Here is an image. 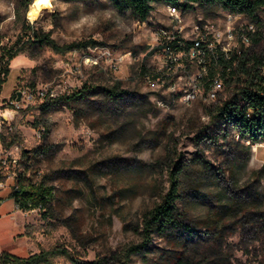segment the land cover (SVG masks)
<instances>
[{
	"label": "rangeland",
	"instance_id": "rangeland-1",
	"mask_svg": "<svg viewBox=\"0 0 264 264\" xmlns=\"http://www.w3.org/2000/svg\"><path fill=\"white\" fill-rule=\"evenodd\" d=\"M51 2L31 21L26 13L32 4L0 0V55L33 30L50 33L60 45H94L61 54L28 43L10 62L1 101L23 86L49 87L56 98L86 88L88 98L82 104L52 98L22 113L18 136L34 153L29 173L35 182L48 176L54 198L45 208L15 214L13 200L0 204V256L28 258L59 248L80 261L117 263L130 245L142 242L143 214L168 190L169 170L179 163L186 171L177 205L186 230L153 234L129 264H264V144H251L235 126L210 116L208 108L227 90L217 102L187 104L154 85L161 55L153 31L169 23L168 6L154 4L141 22L109 0ZM218 9L194 3L182 10L183 23L212 20ZM260 19L263 37L248 47L251 52L264 51V7ZM108 90L119 97L109 101ZM44 143L61 148L50 157L37 155ZM50 261L75 264L62 254Z\"/></svg>",
	"mask_w": 264,
	"mask_h": 264
},
{
	"label": "trees",
	"instance_id": "trees-1",
	"mask_svg": "<svg viewBox=\"0 0 264 264\" xmlns=\"http://www.w3.org/2000/svg\"><path fill=\"white\" fill-rule=\"evenodd\" d=\"M36 0H21L25 6L31 5ZM114 8L119 12L129 11L132 16L145 22L154 9V4L162 3L167 6H174L183 11H187L194 3H207L217 5L218 8L229 10L235 13L246 15L257 25V34L252 45H257L262 40V20L260 19L261 9L264 7V0H109ZM27 22V21H26ZM28 28H33L27 22ZM23 37H18L11 46H4L0 55V97L3 86L7 81L10 72V62L16 58L27 46L28 43L39 46H48L57 53L64 54L69 51L82 50L94 42L75 41L70 44L60 45L52 38L50 33L33 30V34L25 41ZM248 48L242 55L237 66L232 63L222 64V71L213 70L211 76L221 72L228 96L224 100L208 108L210 116L217 121H224L238 129L242 139L250 141L251 144H264V51L251 52ZM230 67L229 72L226 69ZM145 72L144 68L142 69ZM88 90L86 88L74 91L68 95H62L56 99L65 100L67 103H80L87 101ZM108 100L113 102L119 97L117 91L108 90ZM49 103L42 105V109L48 108ZM250 114V116H248ZM46 138V135H45ZM61 148L60 144L44 143L35 149L37 155L53 156ZM30 157L33 160V151ZM31 168V164H30ZM29 168V169H30ZM186 171L185 167L176 163L169 170V188L160 196V200L154 206L144 212L142 219V237L139 244L130 245L124 253L116 257L117 263L129 264L131 256L139 254L150 242L153 234L168 235L184 232L186 229L181 220L177 201L180 198V178ZM48 177V176H47ZM39 182L30 181L22 183L21 191L15 193V203L22 210H33L45 208L54 198V187L46 184V178ZM62 254L71 259L75 264H111L106 258H100L92 262H84L74 258L66 249H53L36 253L28 258L14 257L6 254L0 256L5 264H51V257ZM181 264H197L192 259L182 260Z\"/></svg>",
	"mask_w": 264,
	"mask_h": 264
},
{
	"label": "built area",
	"instance_id": "built-area-1",
	"mask_svg": "<svg viewBox=\"0 0 264 264\" xmlns=\"http://www.w3.org/2000/svg\"><path fill=\"white\" fill-rule=\"evenodd\" d=\"M168 10L169 23L153 31L154 48L161 55L152 75L154 85L178 93L187 104L199 99L217 102L226 88L221 72L211 76V71H222L223 63L237 66L258 32L257 25L243 20L244 14L222 8L214 19L201 16L189 25L183 23L180 8L168 6ZM52 98H56L53 89L29 86L15 88L4 101L0 97V204L13 200L14 214L22 210L15 203V193L21 191L23 182L33 181L29 173L32 153L18 136V121L22 113ZM4 191L9 194L2 196Z\"/></svg>",
	"mask_w": 264,
	"mask_h": 264
},
{
	"label": "bare ground",
	"instance_id": "bare-ground-1",
	"mask_svg": "<svg viewBox=\"0 0 264 264\" xmlns=\"http://www.w3.org/2000/svg\"><path fill=\"white\" fill-rule=\"evenodd\" d=\"M52 8V2L51 0H36L32 3L28 13L27 17L31 21H36L41 16V11L44 9H51Z\"/></svg>",
	"mask_w": 264,
	"mask_h": 264
},
{
	"label": "water",
	"instance_id": "water-1",
	"mask_svg": "<svg viewBox=\"0 0 264 264\" xmlns=\"http://www.w3.org/2000/svg\"><path fill=\"white\" fill-rule=\"evenodd\" d=\"M31 7V6H30ZM29 11V10H28ZM28 11H27V13H28ZM27 13H26V18L28 19V17H27ZM18 99H20V93H18Z\"/></svg>",
	"mask_w": 264,
	"mask_h": 264
}]
</instances>
